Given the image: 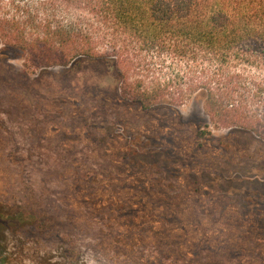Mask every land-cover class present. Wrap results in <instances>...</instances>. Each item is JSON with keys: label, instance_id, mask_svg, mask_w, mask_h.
<instances>
[{"label": "rangeland", "instance_id": "374dc122", "mask_svg": "<svg viewBox=\"0 0 264 264\" xmlns=\"http://www.w3.org/2000/svg\"><path fill=\"white\" fill-rule=\"evenodd\" d=\"M20 212L51 233L1 224L0 264H264V141L198 100H123L108 61L35 70L0 44V215Z\"/></svg>", "mask_w": 264, "mask_h": 264}, {"label": "trees", "instance_id": "16d2710c", "mask_svg": "<svg viewBox=\"0 0 264 264\" xmlns=\"http://www.w3.org/2000/svg\"><path fill=\"white\" fill-rule=\"evenodd\" d=\"M25 8L0 5V44L35 70L108 61L123 100L144 109L198 100L215 129L264 141V0H32ZM206 130L197 139L212 138ZM18 214L0 215V225L25 217L51 233L36 212Z\"/></svg>", "mask_w": 264, "mask_h": 264}]
</instances>
